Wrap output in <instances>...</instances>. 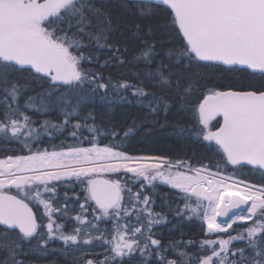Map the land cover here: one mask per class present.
Listing matches in <instances>:
<instances>
[{
    "label": "snow or ice",
    "instance_id": "1",
    "mask_svg": "<svg viewBox=\"0 0 264 264\" xmlns=\"http://www.w3.org/2000/svg\"><path fill=\"white\" fill-rule=\"evenodd\" d=\"M136 3L167 6L171 10L172 23L178 26L179 34L186 42L181 49L167 53L176 67L218 62L264 73V0H136ZM151 12V7L147 8V13L141 9L142 15ZM89 13L99 18L100 10L94 8L93 0H0V93L4 94L7 108V122L0 121V134L31 137L36 131L31 127L33 122L30 117L19 110L18 100L27 86L10 79L14 72L34 73L37 79L46 80L51 85L38 97H29L25 102V107L36 112H61L63 123L45 120L42 125L45 131L52 128L63 132L71 118H79L84 97L73 103L69 94L78 92L85 83H95L94 76L82 68V62L91 61L92 57L84 55L86 45L80 37H87L98 47H111L107 44L108 29L94 25ZM93 28L96 31H91ZM153 48L149 47L142 55L146 58L152 56ZM156 76L163 86H171L163 71L158 70ZM96 87L107 88L108 85L96 84ZM133 87L134 94L151 97L143 88L128 83L119 85L121 89ZM61 88L64 91H60ZM185 91L190 92L191 87ZM13 104H16L15 108ZM153 104L156 105L151 108L153 112L162 105L167 107L163 98H150L148 105L151 107ZM13 115L18 118H13ZM194 116L197 127L190 131L210 146L215 145L223 153L226 164L236 168L256 166L264 169V91L210 90L196 105ZM217 117L222 118V123L217 121L213 130L212 122ZM72 128L75 130L70 135L75 138L81 125L76 123ZM88 130L93 133L98 131L94 126L88 127ZM128 134L125 132V136ZM136 159L152 158L129 157L116 151L115 147H100L98 143H93L89 148L69 147L67 151L51 153L37 151L30 156L0 160V225L5 226L0 229V249L6 250L9 255L3 264H23L16 257L24 247L44 251L41 245H47L52 239L63 241L65 245L91 244L93 239L102 240L105 230L99 228L97 222L113 219L118 222L113 229L115 235L107 241L111 244L112 256L105 257L99 264H125L124 257H131L137 251L150 259V245L156 247L157 264H177V260H168L163 254L167 250L161 249L160 240L152 238L153 224L165 218L152 212L149 197H142L140 192L132 193L128 189L129 207H124V188L119 180L94 178L98 171L115 173L122 169L125 173L134 174V181L139 178L142 188L159 181L179 189L183 193L184 208H178L176 214L203 220L207 224L206 234L226 233L233 224L253 221L242 232L229 234L227 239L202 241L201 250H210L211 255L197 258L194 264H264V187L236 180L225 183L232 177L210 179L208 175H202L207 169L192 168L183 161L173 164L163 158H155L154 163H133ZM98 161L109 163L93 166ZM45 168L59 171H44ZM181 168L187 171L173 172V169ZM189 172L192 174L189 175ZM210 175L214 177L217 174ZM82 177L87 182L85 202L93 201V211L99 215L93 221H87L80 215L74 219L101 233L100 236H92L85 231V236L89 238L83 239L79 227L73 229L74 234H65L62 231L64 225L53 218L54 213L67 216V209L53 207L51 201L55 199L56 186H49L51 181L65 178H75L83 183ZM241 184L243 187L239 186ZM13 187L18 195L5 191ZM233 188L236 190L233 191ZM45 194H48L47 198ZM133 200L142 205L139 211ZM26 201L43 206L48 218L46 224L37 221L36 213ZM80 209L87 211L83 204ZM142 212L147 213L143 220ZM122 213L123 217L135 216L139 226L119 224ZM217 217L223 219L218 222ZM244 240L251 255H246L244 248H230L234 241ZM25 241L28 242L26 245ZM179 256L182 258L180 264H192L186 252H180ZM87 264H93V261L88 260Z\"/></svg>",
    "mask_w": 264,
    "mask_h": 264
},
{
    "label": "trees",
    "instance_id": "2",
    "mask_svg": "<svg viewBox=\"0 0 264 264\" xmlns=\"http://www.w3.org/2000/svg\"><path fill=\"white\" fill-rule=\"evenodd\" d=\"M93 5L100 10V15L97 18L89 13V17L94 25L108 29L107 44L111 47H98L87 37H80L86 45L83 49L84 55L92 57L91 61L82 62V68L94 76L95 83H85L78 92L69 94L73 103L84 97L79 109V118H71L63 132L52 128L45 131L42 127L45 120L55 124L63 123L64 117L61 112L57 110L36 112L25 107V102L29 97H38V94L50 89L51 85L46 80L37 79L34 73L14 72L10 79L27 86L18 100L19 110L30 117L33 122L31 127L36 131L31 137L0 134V160L30 156L37 151L46 150L51 153L68 150L69 147H92L93 143H98L100 147L106 145L115 147L116 151L131 157L163 158L171 163L183 161L192 168H204L212 173L224 174L257 187H264V172L248 166L236 168L226 164L223 153L215 145L210 146L208 142L198 139L190 131L197 127L194 109L210 90L264 91V74L202 62L193 63L189 67H176L167 53L169 50L181 49L186 42L179 34L178 26L172 23L170 9L125 0H93ZM148 7L152 8L151 14L142 15L141 9L147 13ZM91 31L96 29L93 28ZM69 34L71 35V32ZM151 46H154V54L148 58L144 57L142 53ZM158 70L168 76L171 86H163L160 83L156 76ZM122 83L143 88L151 97L134 94V87L121 89L119 85ZM96 84H106L108 87L99 88ZM189 86L191 91L186 92ZM60 91L64 89L61 88ZM152 97L163 98L167 102V107L162 105L153 112L151 108L156 105L153 104L151 107L148 105V100ZM4 99V94L0 93V121L7 122ZM36 103H39L38 98ZM12 107L15 108L16 104ZM13 118L18 116L13 115ZM217 121L221 123L220 119ZM217 121L212 125L213 130ZM76 123H79L81 128L73 138L70 132L75 130L72 125ZM85 125L94 126L98 131L93 133ZM125 132L129 134L125 136ZM122 182L128 183L132 193L140 192L142 197L148 196L152 212L159 213L165 218L160 223L153 224L152 238L160 240L161 249L167 250L163 254L168 260H177V264H180L182 259L179 256L180 252H186L194 264L197 258L211 255L210 250L207 252L201 250L202 241L227 239L229 234L236 235L253 223L234 224L226 233L206 234V222L196 217L188 219L187 216L176 214L178 208H184L183 193L179 189H173L159 181L143 188L140 181ZM47 196L48 194H45L46 198ZM123 196L124 207H129L128 190L123 192ZM86 197L84 181L83 183L68 181L56 185L55 199L51 201L53 207L63 206L67 209V216L57 213L56 217L61 223H65V229L69 234H74L73 229L79 227L82 239L89 238L85 236V231L92 236L101 235L100 232L86 224L81 225L74 219L80 215L86 217L87 221H93L94 217L99 215L93 211L95 208L93 201L85 202ZM133 203L139 211L142 205L135 200ZM81 204L87 211H81ZM36 210L41 221L37 206ZM146 215L147 213L142 212L141 219L143 220ZM97 223L99 228L105 230L102 240L93 239L91 244L81 242L65 245L57 242L52 246L56 250L48 252V255L43 257L39 256L38 251L26 247L23 264H87L88 260L99 264L105 257L112 256L111 244L107 241L115 235L113 229L118 222L113 219L109 222L100 220ZM124 223L137 225L135 216L123 217L122 213L119 224ZM246 244V240L234 241L230 248H244L245 254L251 255ZM149 251L152 253L150 259L137 251L131 257H124L125 264H157L156 247L150 245ZM0 255H4L1 249ZM0 264L3 262L0 261Z\"/></svg>",
    "mask_w": 264,
    "mask_h": 264
},
{
    "label": "rangeland",
    "instance_id": "3",
    "mask_svg": "<svg viewBox=\"0 0 264 264\" xmlns=\"http://www.w3.org/2000/svg\"><path fill=\"white\" fill-rule=\"evenodd\" d=\"M218 120V119H217ZM216 120V121H217ZM215 121H213L212 122V125H213V123H214ZM86 148H89V147H86ZM64 151H67V150H64ZM57 152H62V151H57ZM128 156V155H127ZM129 157H131V156H129ZM133 158H150V157H133ZM6 160V159H5ZM145 160H149V162H145V163H154V162H156V160H155V158H152V159H145ZM111 162H114V161H111ZM102 163H107V161H98L97 162V165H93V166H100ZM98 164H100V165H98ZM166 167V166H165ZM44 171H50V170H54V168H45V169H43ZM55 170H58L59 171V169H55ZM176 170H180V171H187V169H183V168H181V169H173V172H175ZM204 173H206V172H204ZM25 174H27V175H31L32 173H25ZM192 173L191 172H189V175H191ZM217 175H219V176H225L224 174H220V173H216ZM133 175L134 174H132V173H125V171L122 169L120 172H115V173H113V172H107V171H98L96 174H95V176H94V178L95 179H97V178H106V179H109V180H119L120 182H121V185H122V187L124 188V191L125 190H128L129 188H128V183H124V182H122V180H129V181H133V182H135V181H140V179L139 178H137L135 181L133 180ZM202 175H203V173H202ZM225 177H229V176H225ZM120 178L122 179V180H120ZM232 178H234V177H232ZM237 179V178H236ZM81 180H83L84 181V183L86 184L87 182H86V178H81ZM68 181H74V182H80V181H78V180H76L75 178H71V179H68V178H65V179H62V180H60V181H51L50 182V184H49V186H52L53 184L56 186V185H58V184H62V183H64V182H68ZM161 183V182H160ZM161 184H163V185H166V186H169V187H171L170 185H168V184H164V183H161ZM34 204H36V206L39 208V210H40V214H41V221H43V223H47V215L45 214V212H44V208H43V206L42 205H38L36 202H34V201H32ZM56 214L57 213H54L53 214V218L56 220V222L57 223H60V224H63L64 225V228L62 229V231L65 233V234H69L67 231H66V227H65V223H61L60 221H59V219L56 217ZM246 222H253L252 220H248V221H246ZM246 222H238L237 224H239V223H246ZM234 225V224H233ZM45 230V232H46V229H44ZM214 234H216V233H212L211 235H214ZM57 242H59V243H64L63 241H60V240H58V239H52V240H49V242H48V244L47 245H41V248L42 249H45L44 251H38L37 253L39 254V256L41 257H43V256H47L48 255V252H50V251H54V250H56L55 248H53L52 246H55L56 245V243ZM28 242H26V244H27ZM25 255L26 254V249L25 250H23L22 251V255Z\"/></svg>",
    "mask_w": 264,
    "mask_h": 264
},
{
    "label": "flooded vegetation",
    "instance_id": "4",
    "mask_svg": "<svg viewBox=\"0 0 264 264\" xmlns=\"http://www.w3.org/2000/svg\"><path fill=\"white\" fill-rule=\"evenodd\" d=\"M5 191L8 192L9 194H12V195H18L17 189L14 188V187L10 188V189H5ZM20 198H23L22 195H20ZM26 202L29 203V205L36 211L38 220H39V222H41L40 221V216H39V214H38V212L36 210V204H34L32 201H26ZM2 228H4V227L0 226V229H2ZM26 242L27 241L24 242L25 245H26ZM25 249H26V247L23 248V250H25ZM1 250L3 251L4 255L3 256L0 255V261L1 262L7 261L9 259V255H8L7 251L3 250V249H1ZM23 257H24V254L22 255V252H21L20 254L17 255L16 259L18 261H22L23 262Z\"/></svg>",
    "mask_w": 264,
    "mask_h": 264
},
{
    "label": "water",
    "instance_id": "5",
    "mask_svg": "<svg viewBox=\"0 0 264 264\" xmlns=\"http://www.w3.org/2000/svg\"><path fill=\"white\" fill-rule=\"evenodd\" d=\"M125 1H132V2H136V0H125ZM164 7H166L167 8V6H164ZM202 63H204V62H202ZM208 64H214V65H220V66H224V67H227V68H240V69H246V70H249V69H247L246 67H244V66H229V65H224V64H221V63H218V62H213V63H208ZM250 72H252V73H257V74H264V73H260V72H258V71H256V72H254V71H252V70H249ZM227 91H230V90H227ZM231 91H237V90H231ZM217 119H221V123H222V118L221 117H217ZM235 167V166H234ZM248 167H251V168H254V169H257V170H260V171H262V172H264V169H259L258 167H256V166H248ZM97 180H109V179H105V178H97ZM12 195V194H11ZM122 195H123V193H122ZM251 203V201H249V204ZM29 207L30 208H32L30 205H29ZM32 211L34 212V213H36L35 211H34V209L32 208ZM36 217H37V215H36ZM221 219H223L222 217H217V221L219 222ZM37 221H38V217H37ZM0 226H2V225H0ZM3 227H5V226H3ZM18 231V230H17Z\"/></svg>",
    "mask_w": 264,
    "mask_h": 264
},
{
    "label": "bare ground",
    "instance_id": "6",
    "mask_svg": "<svg viewBox=\"0 0 264 264\" xmlns=\"http://www.w3.org/2000/svg\"><path fill=\"white\" fill-rule=\"evenodd\" d=\"M145 162H149V160H142V159H136V160H134L133 161V163H145ZM107 163H109V162H107ZM107 163H102L101 165H104V164H107ZM111 163H119V161H114V162H111ZM98 165H100V164H98ZM50 171H58V170H50ZM204 175H206V174H204ZM209 176V175H208ZM210 179H221V178H211V177H209ZM233 180H236V181H238L237 179H235V178H232V179H230V180H225V183H232L233 182ZM249 185H251V184H249ZM205 186H207V185H205ZM240 187H243V184H241V185H239ZM236 189L235 188H233V191H235ZM253 190H255V188L253 189Z\"/></svg>",
    "mask_w": 264,
    "mask_h": 264
}]
</instances>
